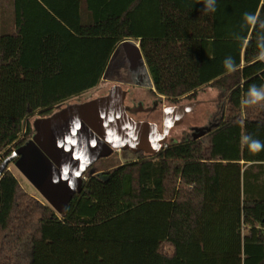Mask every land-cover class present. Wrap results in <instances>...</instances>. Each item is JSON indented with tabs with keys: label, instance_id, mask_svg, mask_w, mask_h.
I'll return each mask as SVG.
<instances>
[{
	"label": "trees",
	"instance_id": "obj_1",
	"mask_svg": "<svg viewBox=\"0 0 264 264\" xmlns=\"http://www.w3.org/2000/svg\"><path fill=\"white\" fill-rule=\"evenodd\" d=\"M44 1L6 16L0 0V264H264V148L248 143H264V100L248 96L264 87V0H130L91 24ZM128 38L156 95L212 87L222 116L201 138L99 160L59 214L1 164L30 119L96 88Z\"/></svg>",
	"mask_w": 264,
	"mask_h": 264
},
{
	"label": "water",
	"instance_id": "obj_2",
	"mask_svg": "<svg viewBox=\"0 0 264 264\" xmlns=\"http://www.w3.org/2000/svg\"><path fill=\"white\" fill-rule=\"evenodd\" d=\"M125 46L142 55L141 48L133 41H123L111 56L104 78L117 52ZM149 85L153 84L150 82ZM129 110L125 106V92L121 87H115L107 95L69 105L49 117L39 118L34 123V138L8 157L1 172L14 163L49 205L63 214L77 192L72 180L74 169L78 167L83 171L119 148H130L124 141L136 143L133 146L136 151L157 152L167 138L156 124L133 121L127 113ZM209 129L195 134V138L204 136ZM77 144L85 145L86 150L81 147L80 153L73 157L67 150L74 151ZM79 191H82L81 187Z\"/></svg>",
	"mask_w": 264,
	"mask_h": 264
},
{
	"label": "rangeland",
	"instance_id": "obj_3",
	"mask_svg": "<svg viewBox=\"0 0 264 264\" xmlns=\"http://www.w3.org/2000/svg\"><path fill=\"white\" fill-rule=\"evenodd\" d=\"M101 87L102 85L96 87L95 89L85 92L79 97H76V98H73L67 101L66 103L59 106L57 110L68 107L69 105H72V104L85 103L87 101L96 99L97 97H99V95L104 94L103 88ZM155 96L160 98L156 94ZM162 100H163V104L160 106V110L157 112V115L150 116V119L153 122L159 124L160 131L162 133L166 132L168 135L167 141L163 143L162 147H166L164 145L178 143L187 135L194 136V134H197L200 131H204L207 128H209L211 123L216 124L222 116L223 107L225 103V100L220 97V92L212 87H206L205 89H201L198 92V95L196 97H192V96L182 97L178 101H172L168 98H166L165 100L164 99ZM192 103H196L197 105L195 107L196 109L194 113L188 116L183 114L177 123L172 124L169 128L167 127L163 131V123L161 122V120L163 119V112L165 110L171 109V108H181V107H184V105H189V104L191 105ZM137 115L139 117L140 116L147 117L145 113L137 114ZM39 118H42L40 114L35 115L32 119H30V123L34 125L35 121ZM25 133H27V131L23 132L20 139L26 137ZM125 151L128 152L127 155L129 156L130 161H135L140 155V153L143 152L144 150L136 151L135 148L133 147L126 148V149H119V150L117 149L114 152L117 155V158H116L118 159L117 164L119 163V160H121V162L126 161L124 159ZM144 152L146 154L154 153V152H149V151H144ZM4 163L5 161H3L1 165H3ZM7 168L8 170L14 173L16 178H18L21 184V187L25 191H27L30 195H32L33 197L41 201L43 204L49 205V203L45 200V198L35 189V187L27 180V178L17 169L14 163H10L7 166ZM166 249L167 251L170 250V248L168 247Z\"/></svg>",
	"mask_w": 264,
	"mask_h": 264
},
{
	"label": "flooded vegetation",
	"instance_id": "obj_4",
	"mask_svg": "<svg viewBox=\"0 0 264 264\" xmlns=\"http://www.w3.org/2000/svg\"><path fill=\"white\" fill-rule=\"evenodd\" d=\"M106 76L108 77V79H105L104 83H102L104 86L103 91H106V93L104 94L107 95L115 87H121L125 92V106L128 109H130L127 113L132 118V120L140 123L150 122L152 124H156L160 131L159 124L153 122L150 119V116L157 115V112L160 110V106L163 104V100L161 98L156 97L155 93H153L152 86L149 85L150 81L148 80L146 68L144 67V62L142 61V56L137 52V50L125 46V48H122L120 51H118L115 56V59L111 63V66L109 67L106 73ZM193 104L196 103H192L191 105L190 104L184 105V109H187V113L185 114L186 116L195 112L196 109L195 107L197 105H193ZM171 109H167L163 112V119L161 120V122L163 123V131L166 128L167 115ZM142 113H145L147 117H143V116L139 117L137 115ZM215 125H216L215 123H211L209 128ZM148 133L149 135H152L151 134L152 132L150 130L148 131ZM160 133L162 132L160 131ZM163 133L166 134V136H168L166 132ZM194 139H196L195 134H194ZM165 141H167V138L165 139ZM163 143L161 144L160 148L163 146ZM75 146L76 147L74 151H71L69 149L67 150L68 152H70L71 156L73 157L75 154L80 153L79 150L81 149L82 144H77ZM83 147L86 148L85 145H83ZM83 147L82 149H84ZM13 149L15 151L17 148L12 147L11 149L12 152H14ZM95 164H93L92 166L88 167L83 171L80 170V168L78 167L73 170L75 175L72 180L75 183V187L77 189L76 194L80 193L79 191L80 187L82 190H84L86 182L89 180L90 176L92 175L91 168ZM101 174L102 176H104V172H100V175Z\"/></svg>",
	"mask_w": 264,
	"mask_h": 264
},
{
	"label": "crops",
	"instance_id": "obj_5",
	"mask_svg": "<svg viewBox=\"0 0 264 264\" xmlns=\"http://www.w3.org/2000/svg\"><path fill=\"white\" fill-rule=\"evenodd\" d=\"M38 1L46 9H49V6L47 5L46 1L44 0H38ZM48 1H50V3H52L56 8L60 9L63 15L75 17L76 15L80 14L83 17L87 18L88 24H91L93 21H96L98 19H101V18L106 19L108 15L110 14L121 13L124 9V6H126L130 0H48ZM4 11L7 12L5 13L6 16L13 14L14 0H6L5 5H4ZM124 41H133L139 48H141L140 40H137L134 38H128ZM141 56H142V61L144 62V67L146 68L148 80L154 85L152 76L150 74V71L146 63V60L143 56V53ZM262 58L264 59V55L262 56ZM104 75H105V72H104ZM104 75L101 79L100 84L98 85V86L102 85L101 88L104 87L102 84L104 83V80L108 79V77L104 78ZM152 91L153 93L156 94L155 87L154 89L152 87ZM104 93H106V91H104ZM104 95L105 94L99 95V97L104 96ZM159 97L164 100L166 99V97L164 96H159Z\"/></svg>",
	"mask_w": 264,
	"mask_h": 264
},
{
	"label": "clouds",
	"instance_id": "obj_6",
	"mask_svg": "<svg viewBox=\"0 0 264 264\" xmlns=\"http://www.w3.org/2000/svg\"><path fill=\"white\" fill-rule=\"evenodd\" d=\"M248 19H255V17L249 15ZM234 64V62H232ZM227 64V62H226ZM248 96L253 98L250 102L255 103L257 100H264V87L260 88L259 90L256 88L255 85L251 86L248 90ZM249 147L252 149H262L264 148V143L259 140L250 139L248 141Z\"/></svg>",
	"mask_w": 264,
	"mask_h": 264
},
{
	"label": "bare ground",
	"instance_id": "obj_7",
	"mask_svg": "<svg viewBox=\"0 0 264 264\" xmlns=\"http://www.w3.org/2000/svg\"><path fill=\"white\" fill-rule=\"evenodd\" d=\"M186 111V112H185ZM187 113V109H184V107L181 108H172L167 115V123L166 126L170 127L172 124L177 123V121L182 117L183 114ZM125 145L127 147H133L136 145V143L132 142V141H124ZM124 145V146H125Z\"/></svg>",
	"mask_w": 264,
	"mask_h": 264
},
{
	"label": "built area",
	"instance_id": "obj_8",
	"mask_svg": "<svg viewBox=\"0 0 264 264\" xmlns=\"http://www.w3.org/2000/svg\"><path fill=\"white\" fill-rule=\"evenodd\" d=\"M152 87H153V89H154V87H155V86H154V85H152ZM164 146H166V147H167L168 145H164ZM119 149H120V148H119ZM119 149H118V150H119Z\"/></svg>",
	"mask_w": 264,
	"mask_h": 264
}]
</instances>
